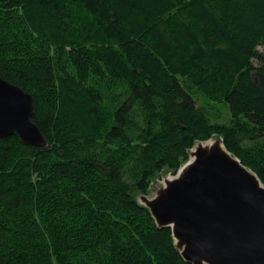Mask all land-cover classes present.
Wrapping results in <instances>:
<instances>
[{"label": "trees", "instance_id": "obj_1", "mask_svg": "<svg viewBox=\"0 0 264 264\" xmlns=\"http://www.w3.org/2000/svg\"><path fill=\"white\" fill-rule=\"evenodd\" d=\"M261 46L264 0H0L48 142L0 139V264H190L132 193L214 135L264 183Z\"/></svg>", "mask_w": 264, "mask_h": 264}, {"label": "water", "instance_id": "obj_2", "mask_svg": "<svg viewBox=\"0 0 264 264\" xmlns=\"http://www.w3.org/2000/svg\"><path fill=\"white\" fill-rule=\"evenodd\" d=\"M33 97L0 77V139L46 147L32 120ZM178 171L164 169L147 192L132 193L159 228H170L190 264H264V183L223 137L197 140Z\"/></svg>", "mask_w": 264, "mask_h": 264}, {"label": "rangeland", "instance_id": "obj_3", "mask_svg": "<svg viewBox=\"0 0 264 264\" xmlns=\"http://www.w3.org/2000/svg\"><path fill=\"white\" fill-rule=\"evenodd\" d=\"M259 50H260L262 53H264V46H261V47L259 48ZM255 64L257 65V62H256V61H255ZM221 114H223V115H222V116H223L222 121H223V122L227 121L228 116H227V114H226L225 109L223 110V113H221ZM219 121H220V119H219Z\"/></svg>", "mask_w": 264, "mask_h": 264}]
</instances>
